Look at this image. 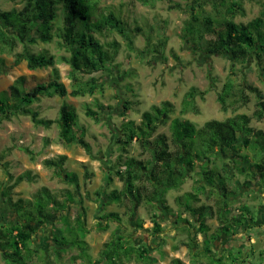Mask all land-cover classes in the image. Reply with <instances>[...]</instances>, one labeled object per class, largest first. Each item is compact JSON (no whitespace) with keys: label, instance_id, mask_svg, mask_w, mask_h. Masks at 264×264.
<instances>
[{"label":"trees","instance_id":"trees-1","mask_svg":"<svg viewBox=\"0 0 264 264\" xmlns=\"http://www.w3.org/2000/svg\"><path fill=\"white\" fill-rule=\"evenodd\" d=\"M134 1L142 6L153 7L162 0ZM216 2L192 0L191 12L196 9L202 12L203 6L210 3L215 11L221 8L222 14L221 19L208 15L200 18L198 14H191L192 22H188L185 28L191 49L205 56L220 53L230 57L234 63L248 54H252L257 60L264 58V5L258 17L243 24L234 21L240 12L236 0ZM58 6H61L64 15L63 27L57 33L60 38L58 45L69 54L61 57L59 62L68 66L67 76L73 86L71 91L59 82L58 70L53 67V57L27 50L29 45L46 44L53 40ZM99 10L100 0H23V7L19 10H0V56L13 53L17 45H21L22 51L15 54L13 66L25 61L30 71L51 67V78L45 81L30 87L27 86L25 77H19L6 91L0 92V119L8 120L15 114L23 113L37 126L48 128L56 123L59 126V138L66 144L83 142L81 138L74 136L73 128L77 126V116L69 105H61L55 121L40 118L30 106L41 96L82 97L97 92L99 85L93 74L112 61L117 45H109L112 50L110 55L95 34L106 29L115 31L127 38L129 48L132 47L133 41L127 35L122 21L112 12L105 14ZM159 45L163 49L165 42ZM2 64L3 59L0 58V74L4 66ZM261 72L264 77V65ZM245 92L255 98V109L250 116L236 114L223 120L206 121L200 128H196L187 120L170 119L172 105L162 102L160 106H152L149 111L144 112L138 125L131 121L124 123L121 137L116 139L120 154L113 166L114 171L108 172L110 181L111 176L115 175L123 186L120 191L112 190L108 194L109 202L123 206L129 203L132 206L128 207L130 212L142 202L150 205L163 204L166 191L179 188L186 177L197 173L200 178L193 188L194 192L178 196L176 202L195 217L199 233L207 231L206 219L208 216L212 218L214 214H217L221 231L237 228L248 220L253 222L252 216H248L251 210L244 207L239 209L241 213L229 218L228 223L220 220L221 210L226 205L223 200L237 193L234 176L229 172L231 164L234 171L244 175L243 185L256 181L264 190V130L251 126V120L264 122V95L258 88L248 83H238L235 76H229L217 93V101L220 110L227 112L230 108L233 110L248 102ZM194 95L195 89L186 93L181 102L180 115L196 111ZM97 108L99 111L103 109L101 105H97ZM85 114L95 121L99 120L100 114L90 108L86 109ZM168 120L169 138L163 134L153 137L158 126L167 124ZM132 143H137L149 157L124 158L127 146ZM8 151L0 153V169L6 178L0 184V204L4 211L13 212L16 220L0 223V255L6 264H35L34 259H37L38 264H64L60 257L67 248L78 249V257L89 264H156L157 260L150 255L147 244L135 245L129 236L123 234H114L113 239L104 244L99 258L92 261L85 242L89 231L87 211L83 205L77 175H69L63 168L67 156L45 159L43 165L52 169L56 177L67 181L72 189L53 193L42 187L30 199H14L13 190L23 182H32L34 178L29 171L18 176L9 172V163L4 161ZM228 184L233 185L234 190L229 189ZM212 191L218 196L215 201L216 211L212 205L190 208L189 202H199V192L209 195ZM155 218L156 216L153 217L152 224L156 234L161 232V227ZM100 220L97 229L103 231L108 227L104 220L116 222L118 215L108 212ZM192 226L190 227L194 228ZM48 228L52 234V254L55 261L47 257V253H42L40 248H32L33 236ZM188 247L193 248L190 244ZM208 251L206 248L205 252ZM172 264L183 263L179 259H172Z\"/></svg>","mask_w":264,"mask_h":264},{"label":"rangeland","instance_id":"rangeland-1","mask_svg":"<svg viewBox=\"0 0 264 264\" xmlns=\"http://www.w3.org/2000/svg\"><path fill=\"white\" fill-rule=\"evenodd\" d=\"M220 1L217 0V2ZM236 1L240 6V12L234 18L236 23L244 24L258 17L264 5V0ZM22 7L23 0H0L1 11L19 10ZM191 9L192 0H162L156 2L153 7L142 6L134 0H100L99 11L105 14L112 12L122 21L127 35L133 41L132 47L129 48L127 38L115 31L106 29L100 34H95L110 55L112 50L109 45L112 43L117 45V52L112 61L104 69L93 74L99 85L97 92L94 95L82 97L41 96L30 106V109L37 112L40 118L55 121L59 116L61 105L63 103L69 105L77 116V126L73 128L74 136L81 138L82 143L62 142L59 138V126L56 123H52L48 128L37 126L31 122L28 115L23 113L15 114L8 120L0 119V153L9 150L4 159L9 163V172L13 176H18L29 171L34 178L32 182H23L13 190L14 199H30L42 187L48 188L53 193L72 189L67 181L56 177L52 169L43 165L45 159L59 155L67 156L63 168L67 174L77 175L83 195V205L87 211L89 231L85 236V242L87 253L92 261L99 258L104 244L109 243L114 234L129 236L135 245L147 244L150 255L157 260L156 264H169L174 255L182 257L183 243L190 238L201 236L195 217L187 210L184 211L183 207L176 202L178 196L194 192L193 188L200 178L197 173L186 177L179 188L165 192L163 195L165 208H158L161 203L150 205L142 202L137 208H133V212H130L129 203L125 207L109 202L108 194L112 190L120 191L123 186L115 175L111 176L110 181L108 172L114 171L113 166L117 163L120 154L116 139L121 137V127L124 123L131 121L138 125L144 112L149 111L152 106H160L162 102H169L172 105L170 119L187 120L196 128H200L209 120H223L236 114L250 116L255 109V98L248 92H245L248 102L244 106H237L238 108L233 110L230 108L227 112L220 110L217 93L220 92L229 76H235L238 83H248L258 88L264 95V77L261 72L264 58L257 60L252 54H248L234 63L230 57L220 53L205 56L191 49L189 37L185 35L187 23L192 22L191 14H198L200 18L202 15L213 16L215 19H221L222 14L221 8L215 11L210 3L203 6L202 12L198 9L191 12ZM63 24V11L61 6H58L53 40L46 44L29 45L27 50L30 53H42L53 57L55 61L53 67L58 70L59 82L71 91L73 86L67 76L68 66L59 62L61 57L69 55L58 45L60 38L57 33ZM163 41L165 47L162 49L159 44ZM21 51L22 46L17 45L13 53L0 56L4 65L0 74V92L6 91L8 86L19 77H25L27 86L30 87L50 77L51 67L30 71L25 61L13 66L15 54ZM191 89H195L196 111H188L180 115L181 102ZM97 105H101L103 109L99 111ZM87 108L98 112L99 120L95 121L86 116ZM169 123L168 120L167 124L158 126L153 137L163 134L169 138ZM251 126L264 130L262 121L251 120ZM127 149V153L123 155L124 158L149 157L137 143L130 144ZM229 172L231 176L235 175L233 165H230ZM237 175L243 180H239L237 193L226 202L227 213L225 212L222 219L225 223H228L229 218L239 214L238 212H241L239 209L242 207L256 211L261 205L264 206L262 203L264 197L257 192L258 183L252 181L255 184L251 185V189L254 188L255 192L246 194L245 185H243L245 177L240 173ZM5 179L0 169V184ZM228 187L234 190L233 185L228 184ZM207 195L206 192H199V202H189L190 208L201 205L214 207V200L217 197L215 191ZM158 209L167 210V213H159ZM108 212L117 213L118 220L116 222L104 220V224L108 227L100 231L97 229V223L101 222L100 217ZM73 213L75 214V210ZM250 214L255 219L254 213ZM154 216L161 227V232L156 234L153 232L152 224ZM15 220L14 213L4 211L0 204V223L6 224L8 221ZM185 220L187 222H183ZM216 222L217 220L211 219L209 225L212 226ZM189 225H193L194 228ZM240 230L238 229L237 232ZM243 230L245 231V228ZM253 231L254 228L250 227L243 234L250 235ZM203 234H206V231ZM51 238L50 229H45L44 232L33 236L32 248H40L42 251L40 249L39 251L47 253V257L55 261ZM209 243L210 241H207L204 248H209ZM78 254V249L67 248L60 259L64 264H89L86 260L79 258ZM249 254L251 263L263 262L264 264L263 253L259 261L252 257L251 252ZM257 255L259 256V253ZM237 257L238 254L233 259L231 257L227 260V264H235V258L239 262ZM34 262L38 264L37 259H34ZM0 264H6L1 255ZM212 264H225V261H217L214 257Z\"/></svg>","mask_w":264,"mask_h":264},{"label":"crops","instance_id":"crops-1","mask_svg":"<svg viewBox=\"0 0 264 264\" xmlns=\"http://www.w3.org/2000/svg\"><path fill=\"white\" fill-rule=\"evenodd\" d=\"M232 165V164H231ZM235 170V175L233 177L234 184L236 185L237 189H239V180H243V178L239 177ZM244 182V181H243ZM242 183V182H241ZM255 183L247 184L245 185L246 194H249L250 192H255V189H251V185H254ZM256 186V185H255ZM258 193L259 195H262L264 197V190L259 186ZM170 190V189H169ZM167 192V191H166ZM241 193V192H240ZM218 199V196L215 197L214 200V211L215 209V201ZM228 199H224V202H227ZM264 204V199L262 201ZM160 204L158 208H165L166 204L164 205ZM227 206V204L225 205ZM225 206L222 208L220 213V220L223 221V216L225 215V212L227 213V209H225ZM255 206V205H254ZM159 213H167V210H159ZM168 213H170L168 211ZM241 213V212H238ZM249 213H254V220L253 222L248 220L244 224L238 226L237 228H228V231H221L219 230L220 223L217 219V214H214V216L207 217L206 219V226L208 227L206 234L200 233L201 236L190 238L188 241H185L183 243L184 251L182 250V257L173 256L172 259H179L183 264H212V259L215 257L217 261H225V264H227V260H230V258L238 254L239 262L235 258L236 261L235 264H257L251 263L250 252L252 253V257L259 261L260 258L263 257L261 255L264 254V206L261 205V207H258V210L256 211L252 210ZM251 216V214H249ZM211 219L217 220L216 224L209 225V221ZM250 227L254 228L253 234H247L244 236V232L249 230ZM245 228V231L243 230ZM236 229V230H234ZM238 229H241L240 232H237ZM234 230V232H233ZM209 237V239H208ZM245 237V238H244ZM207 241H210L209 243V250L208 253L205 252L204 246ZM192 245L193 248H189L188 245ZM259 253V256L257 255ZM172 259L169 264H172ZM260 264H263L260 263Z\"/></svg>","mask_w":264,"mask_h":264}]
</instances>
